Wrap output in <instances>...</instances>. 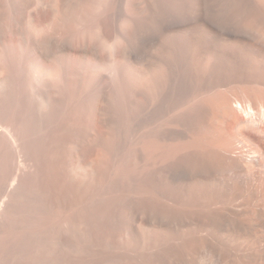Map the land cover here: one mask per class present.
<instances>
[{"label":"bare ground","instance_id":"1","mask_svg":"<svg viewBox=\"0 0 264 264\" xmlns=\"http://www.w3.org/2000/svg\"><path fill=\"white\" fill-rule=\"evenodd\" d=\"M0 264H264V0H0Z\"/></svg>","mask_w":264,"mask_h":264}]
</instances>
